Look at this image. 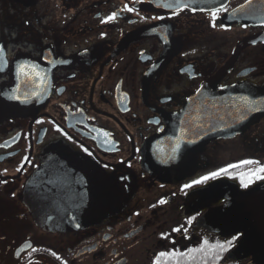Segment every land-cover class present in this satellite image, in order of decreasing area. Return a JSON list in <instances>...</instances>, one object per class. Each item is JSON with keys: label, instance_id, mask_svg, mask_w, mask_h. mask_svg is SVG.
<instances>
[{"label": "flooded vegetation", "instance_id": "flooded-vegetation-1", "mask_svg": "<svg viewBox=\"0 0 264 264\" xmlns=\"http://www.w3.org/2000/svg\"><path fill=\"white\" fill-rule=\"evenodd\" d=\"M250 1L196 0L174 14L158 6L174 0H0V144H9L0 148V264H209L211 255L225 264V227L210 219L228 201L208 197L264 184V173L252 175L264 166V119L194 155L198 168L183 174L196 172L181 180L157 181L143 150L213 80L264 88V0L253 8L256 27L227 19ZM72 160L117 183L118 213L103 210L99 171L50 167ZM69 222L79 227L56 228Z\"/></svg>", "mask_w": 264, "mask_h": 264}, {"label": "water", "instance_id": "water-1", "mask_svg": "<svg viewBox=\"0 0 264 264\" xmlns=\"http://www.w3.org/2000/svg\"><path fill=\"white\" fill-rule=\"evenodd\" d=\"M256 3L257 0L250 1L235 9L229 13L227 19L233 23L256 27L257 24L254 22L256 15L253 14ZM260 36L264 37L263 34ZM260 36L249 41L257 44L261 39ZM6 96L7 93L4 97ZM243 97H248L252 103L246 104ZM2 104L4 105V101ZM6 107L11 111H18L15 107ZM263 119L264 88L251 89L239 85L219 88L217 82L213 80L187 101L178 114L167 121L168 130L162 136H158L146 145L143 150L144 165L159 182L181 180L196 172L184 171L188 173L183 174V170L198 168L194 155L202 153L213 142L232 140L244 135ZM50 167L51 169L61 167L67 171L75 167L80 171H99V193L104 191L109 193V203L105 209L103 207V210L108 211L109 215L118 213L121 199L118 185L99 169L79 160ZM27 195L28 193L26 199ZM208 198L215 202L228 201L225 209L212 212L210 221L221 222L225 232L228 228L234 232H243L244 238L239 254L253 256L254 259L249 264H264V184L247 191H239L232 186H227L225 193L211 190ZM101 210L102 208L99 211V219L106 216ZM40 225L45 227L43 223ZM60 227L77 229L79 223L56 225V228Z\"/></svg>", "mask_w": 264, "mask_h": 264}, {"label": "snow or ice", "instance_id": "snow-or-ice-1", "mask_svg": "<svg viewBox=\"0 0 264 264\" xmlns=\"http://www.w3.org/2000/svg\"><path fill=\"white\" fill-rule=\"evenodd\" d=\"M196 0H189L188 3H183L182 0H174V2H168V3H164L162 5H158V6H162L166 9H174V14H178L180 11H183L184 9H188L191 7V3H195ZM124 10L128 11V12H133L135 11V9L133 7H129L127 5L124 6ZM193 11H195V9H192ZM201 11H203L204 9H200ZM217 11H219V9H217L216 11H212L211 15L213 17V20H215L217 18ZM116 14L113 13L111 16L108 17V20H113L115 19ZM152 19H163V17H152ZM25 23H28L27 21H25ZM213 27H216L217 25L215 23H213L212 25ZM264 26V25H262ZM167 42V41H165ZM8 61L7 59H5V48L3 45H0V71L3 70V66L7 65ZM56 63L58 64H65V63H69V61L67 60H59L56 61ZM25 65H20L18 67V76L19 75H24V76H28L29 73H27L25 71ZM35 70V67L33 66V71ZM19 91V88L13 89V94L10 98L12 99H19L18 96H16V93ZM62 91V89H61ZM246 104H251L252 102L248 100V97H243L242 98ZM26 102V101H25ZM57 131H60V129H57ZM15 139V137L13 138ZM9 144L7 142H5L4 144H0V148H5L8 147ZM177 147H179V145H177ZM85 151H87V149H85ZM89 155H91V153H89ZM25 160H27V157H25ZM244 164H254V163H258L256 161H252V160H246L243 162ZM231 167H236L235 165H232ZM20 169L18 168L17 171H19ZM221 172H227V169H221L219 172H213L211 173V177L209 176H204L201 179L195 180L193 183L195 184H200L203 182H206L207 180H209L210 178H216L217 176H219L221 174ZM257 173H264V166H261L259 168H257L255 170L254 173H252V175H256ZM259 179H264V176H258ZM241 183L243 185V187L247 188L249 186V183H251V177L249 178L248 182H245L243 179L241 180ZM192 185H185V187H191ZM160 203H165V201H160ZM180 229H174V231H179ZM235 239H239V236H236L233 238ZM205 244H207V241H205ZM228 244H232V241H229ZM219 247L221 249H224V245H219ZM53 255H55V253H53ZM161 256H167L170 255L169 253H160ZM58 258V257H57Z\"/></svg>", "mask_w": 264, "mask_h": 264}, {"label": "trees", "instance_id": "trees-1", "mask_svg": "<svg viewBox=\"0 0 264 264\" xmlns=\"http://www.w3.org/2000/svg\"><path fill=\"white\" fill-rule=\"evenodd\" d=\"M241 233L243 232L240 231L234 232L229 228L226 230V237L224 239V241H226L225 264H238L237 259L239 258V256H241L239 254V250L242 245V239L244 238V233H243V237L240 236ZM236 236H239V239L234 240L233 238ZM229 241H232V244H228ZM200 264H202V262H200ZM209 264H215L213 255L210 256ZM216 264H219V262Z\"/></svg>", "mask_w": 264, "mask_h": 264}]
</instances>
